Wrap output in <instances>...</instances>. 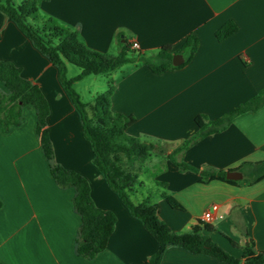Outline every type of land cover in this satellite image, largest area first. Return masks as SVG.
Wrapping results in <instances>:
<instances>
[{
    "label": "crops",
    "instance_id": "0c3cea01",
    "mask_svg": "<svg viewBox=\"0 0 264 264\" xmlns=\"http://www.w3.org/2000/svg\"><path fill=\"white\" fill-rule=\"evenodd\" d=\"M37 7L41 14L77 30L81 41L100 52L116 53L119 34L136 42L143 53L162 45L176 50L187 34L196 37L195 52L179 68L154 73L136 61L110 71L111 109L135 118L126 128L129 135L165 145L156 151L158 158L149 159L150 154L140 163L137 175L145 164L161 167L152 181L163 182L158 193L171 195L181 208L171 207L157 193L151 200L171 230L188 232L216 204L208 222L214 227L209 233L213 241L237 257L241 249L230 240L244 245L250 239L255 249H264V175L251 183L243 180L242 172L236 184L219 179L201 182L197 172L175 164L216 171L264 160V104L235 115L223 129L168 157L197 130V115L214 120L264 90V0H39ZM227 20L237 28L218 40L215 31ZM0 60L18 66L44 95L54 162L84 176L95 205L116 217L103 250L91 259L75 253L80 217L72 206L74 188L54 181L35 131V108L26 104L21 125L7 132L0 126V264L143 263L156 249L155 239L93 162L90 141L57 67L1 11ZM133 194L138 195L137 188ZM138 196L139 201L145 195ZM159 264L226 263L168 246Z\"/></svg>",
    "mask_w": 264,
    "mask_h": 264
},
{
    "label": "trees",
    "instance_id": "16d2710c",
    "mask_svg": "<svg viewBox=\"0 0 264 264\" xmlns=\"http://www.w3.org/2000/svg\"><path fill=\"white\" fill-rule=\"evenodd\" d=\"M39 0H0V11L13 20L19 29L27 36L48 60L57 67L59 79L77 109L84 136L90 141L93 162L103 174L107 184L119 196L129 212L137 217L142 227L155 239L156 249L141 264H159L164 250L168 246L181 247L194 254H204L226 264H261L264 262V249H255L248 239L244 245H238L233 240L231 244L241 249L237 257L211 239L209 233L214 227L208 222L197 220L186 233L171 230L158 216V205L151 195L144 196L134 202L131 199L139 181L136 171L132 168L134 161L143 162L150 152L156 149L152 142H144L129 135L126 128L135 118L111 109L110 96L113 91L112 82L107 88L97 93L91 103L80 100L72 84L88 74L106 73L126 63L140 61L154 73H161L186 64L197 48L196 37L189 33L185 36L180 48L173 50L170 45H162L155 53L146 54L132 47L124 36H117L118 50L116 53L100 52L88 47L78 37V32L55 19L38 11ZM237 26L232 20L225 21L216 31L218 40L229 36ZM174 53H180L183 61L174 65L171 61ZM67 63L79 67V72L66 77ZM0 126L3 132L19 126L23 122L22 107L30 104L36 111L35 131L39 137L41 150L49 163L50 173L60 187L74 188L72 197L73 209L80 217L76 231L74 251L77 255L91 259L106 246L113 231L116 217L111 210L95 205L91 196L88 181L78 172L65 168L53 160V149L46 128L45 118L48 113L47 101L38 85L23 77L20 68L8 60H0ZM264 104V90L239 104L233 110L222 114L214 120H207L204 115H197L195 123L197 130L183 139L172 154L184 149L193 141L204 135L226 127L231 119L244 111H253ZM180 170L191 169L200 175V181L219 179L228 183H239L240 180L227 179V170H198L184 162L175 161ZM236 170L243 173L247 183L258 180L264 175V160L258 162H242ZM164 185L163 182H158ZM171 207L181 208V205L164 191L158 193ZM1 206V200H0Z\"/></svg>",
    "mask_w": 264,
    "mask_h": 264
},
{
    "label": "rangeland",
    "instance_id": "374dc122",
    "mask_svg": "<svg viewBox=\"0 0 264 264\" xmlns=\"http://www.w3.org/2000/svg\"><path fill=\"white\" fill-rule=\"evenodd\" d=\"M15 2H19V0H14ZM157 51V49H153L151 51H147L145 52L146 54H152L155 53ZM130 64H125L124 66H128ZM123 68V67H121ZM119 68L117 69L118 72ZM79 72V67L71 64V63H67V69H66V77H72L74 75H76ZM108 79H109V75L106 73H98V74H88L84 77H82L81 79L75 81L72 84L73 89L78 93L80 100L83 102H92L94 96L97 93L103 92L107 86H108ZM156 146V149L152 150L150 152L151 157H149V159H156L158 157L155 156H159L158 153H156L157 150H161L163 149V147H165V145L162 142H155L154 143ZM147 157V158H148ZM146 158V159H147ZM140 163H138L137 161H134L132 168L136 171H138V169H140L139 167ZM160 168L158 165L155 166H151L149 164H145L142 166V171L143 173L139 175V179H141L143 181L142 185L138 184L136 186L137 190H138V195L142 194V195H151L154 196L156 193L158 194V190L160 189V187L162 185H160L157 180H153V177L160 171ZM137 194H132L131 195V199L136 202L138 201V196Z\"/></svg>",
    "mask_w": 264,
    "mask_h": 264
},
{
    "label": "water",
    "instance_id": "95a60500",
    "mask_svg": "<svg viewBox=\"0 0 264 264\" xmlns=\"http://www.w3.org/2000/svg\"><path fill=\"white\" fill-rule=\"evenodd\" d=\"M171 61L174 65H178L183 61V57L180 53H174ZM225 176L227 179L237 180L242 177V173L239 170H227Z\"/></svg>",
    "mask_w": 264,
    "mask_h": 264
},
{
    "label": "built area",
    "instance_id": "2783aa9c",
    "mask_svg": "<svg viewBox=\"0 0 264 264\" xmlns=\"http://www.w3.org/2000/svg\"><path fill=\"white\" fill-rule=\"evenodd\" d=\"M132 47L138 48V44L136 42H132ZM217 209L216 204H212L208 209L205 210L202 214V220L204 222H209L213 218V212Z\"/></svg>",
    "mask_w": 264,
    "mask_h": 264
}]
</instances>
